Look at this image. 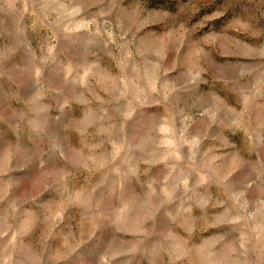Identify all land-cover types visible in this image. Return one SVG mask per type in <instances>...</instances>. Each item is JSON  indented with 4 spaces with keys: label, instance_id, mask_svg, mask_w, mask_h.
<instances>
[{
    "label": "rangeland",
    "instance_id": "374dc122",
    "mask_svg": "<svg viewBox=\"0 0 264 264\" xmlns=\"http://www.w3.org/2000/svg\"><path fill=\"white\" fill-rule=\"evenodd\" d=\"M0 264H264V0H0Z\"/></svg>",
    "mask_w": 264,
    "mask_h": 264
}]
</instances>
